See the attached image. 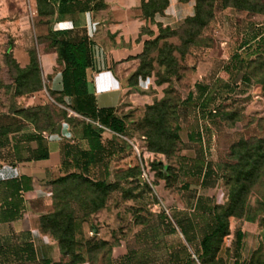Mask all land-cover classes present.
Segmentation results:
<instances>
[{
    "label": "crops",
    "instance_id": "obj_1",
    "mask_svg": "<svg viewBox=\"0 0 264 264\" xmlns=\"http://www.w3.org/2000/svg\"><path fill=\"white\" fill-rule=\"evenodd\" d=\"M94 3V0H53V14L49 17H39L36 2L32 0L31 14L38 18V25L45 26V33L37 37L32 23L34 44L22 47L14 41V45L8 44L0 59V264H64L66 258L62 257L57 241L40 229L39 217L53 210L50 182L59 175L75 171L78 169L77 165L84 166L75 159L79 152L92 154L93 160L87 164V169L89 177L93 180L106 183L133 180V177L122 178L117 175L118 172L134 166L130 147H134L133 141L76 112L74 107H78V103L84 104V99L64 96L63 103L56 100L63 88L62 66L57 63L56 51L49 46L45 35L48 30L59 31L66 32L70 39L86 38L89 41L91 61L86 69L87 93L92 96L97 109L111 108L117 116L122 117L127 108L149 103L147 96L139 94L136 86L129 84L128 78L138 65L139 60L136 57L142 53L144 42L155 36L154 26H165L169 23L170 4H173L174 0H169L163 13H156L152 20L143 16L142 0H103L104 6L97 9L93 8ZM7 10L6 6H2L0 20L9 15ZM25 16L22 13L17 17L9 15L10 18L3 22L8 24L4 26L10 28L9 34L12 37H15L13 30H16L18 23H25ZM40 19H48V23H40ZM263 34L264 31L259 36ZM17 36V40L22 39ZM24 37L26 38L25 35ZM256 37L254 39L258 38ZM263 40L264 37H261V41ZM31 50H35L37 55L41 88L17 94L12 78L13 70L7 66L4 54L9 53L18 67L24 69L29 64ZM203 74L201 66H198L195 80L204 81ZM199 81L195 83L198 84ZM140 85L141 79L138 86ZM203 88L206 89V86ZM50 91L53 94H50ZM202 93L201 90L199 96L203 97ZM202 97L200 101L203 100ZM128 103H131L130 106ZM204 105L205 103H199L202 109ZM39 106L48 107L57 130H38L34 123L23 115L22 111ZM59 109L66 111V117L76 121L69 123L55 116ZM202 115L180 118L179 132L185 145L179 153V163L189 161L194 164L196 149L204 154L201 161H198L202 165L198 175L189 176L188 184H184L186 188H191L192 185L207 186L209 178L215 176L214 172H210V177L205 173L211 164L207 161V152H212V155L216 152V144L212 145L216 133L203 126ZM77 122L94 123L102 128L97 147H94L95 143H92L90 138L81 135V126ZM187 122H190L189 126ZM163 163L166 166V160ZM193 178H198V182H190ZM174 195L166 191L165 202L171 201ZM120 196L123 199L121 194ZM198 196L195 197L196 202L202 200V197ZM128 197H134V193H130ZM108 201L109 198L96 215L100 222L111 215L114 209L110 208ZM215 204L206 205L200 210L202 216L207 218L202 217L195 222L191 218L181 217L176 219L174 225H169L168 233L178 232L183 239L180 244L184 249V264H201L197 258L200 254V240L203 232L209 228L213 215L212 207ZM90 218L80 222L78 226L83 231L92 230L95 235H101L107 227L103 224L97 228L92 227ZM232 219L237 218H229V235L232 234ZM240 219L248 221L246 218ZM163 220L168 223L165 218ZM198 229L199 237L196 233ZM234 237L235 241H232L231 245L224 242L220 250L221 256L223 249L226 253L234 250V255L237 256L243 246L245 231L236 229ZM102 239L109 241L106 236ZM195 240H198L197 253L194 254L195 260H192L187 254L186 245ZM131 244L133 243L124 240L112 243L109 254L106 257L100 255L95 264H141L142 261L136 259L140 255L137 256L138 253ZM84 257V262L79 264H90L87 256ZM248 259L249 257L243 264H247ZM179 261L181 260H178V263ZM233 264H239L236 257Z\"/></svg>",
    "mask_w": 264,
    "mask_h": 264
},
{
    "label": "rangeland",
    "instance_id": "obj_2",
    "mask_svg": "<svg viewBox=\"0 0 264 264\" xmlns=\"http://www.w3.org/2000/svg\"><path fill=\"white\" fill-rule=\"evenodd\" d=\"M31 1L0 0V9L2 6H6L9 15L16 17L20 13L26 15L25 23H18L16 30H13L15 37L9 34L10 28L4 26V24H8L3 23L10 18L9 15L0 20V59L8 44L14 45V41H16L22 47L28 44L33 45V34L35 33L39 37L45 33V26L38 25V18L31 14ZM263 2L264 0H259L258 4L259 9H262L263 12L251 14L229 6L223 8L222 0H213L211 19L199 33L192 36H188V32L185 33L183 29L185 19L194 15L195 0H174V3L170 4L169 23L161 27H168L173 33H167L165 37L156 42L149 54L150 57H153V70L149 75L138 78L136 84V91L147 96L146 99L149 103L140 107L136 106V108L129 107L125 112L130 135L128 139L134 144V147L130 145L131 161L139 167L140 173L137 178L141 181L138 183L134 177L132 181H118L119 187L111 193L108 201L110 208H114L112 214L103 218L101 222L96 217L98 212L92 214L90 218L92 227L97 228L98 225L103 224L107 228L102 231L101 235H95L92 230L89 232L82 230L83 232L76 236L78 241L82 243L90 237L99 239L106 236L110 243L119 240L132 242L131 245L138 253L137 256L140 255L136 259H140L141 264H184L185 254L180 244L183 239L178 232L168 233L169 225H174L176 219L181 217H188L196 222L203 217L200 212L202 207L224 202L228 191L225 176L228 169L219 172V177L214 173L215 176L209 178L207 186L192 185L191 188H186L187 186L185 187L184 184L188 181L189 176L198 175L200 168L189 161L184 164L179 163V153L185 145L179 132L180 140L177 143L176 151L178 157L169 160L173 176L170 177V181L165 182L166 178L158 176V169L153 166V163L155 161L163 163L166 158L163 154L146 150L145 139L140 135L137 124L143 116L144 107L163 98L165 91L170 89L171 95L179 98L177 110L179 128H181V117H196L197 114H203L201 116L204 121L203 126L215 131L216 136L212 145L216 144V152L213 155L212 152H207V161L212 166L217 161L234 162V159L229 156L228 150L232 143L240 138L263 137L264 40L261 41V37L264 36H259L264 31V6L261 8L260 4ZM32 23H34V33ZM24 29H26L25 32ZM154 30V37H156L159 33L157 25L154 26ZM17 35L22 39L17 40ZM185 37H189V39L191 37L193 40L183 44ZM255 37L257 39H254ZM164 43L166 46H170V51L164 47L163 53L170 54L175 61L171 68L160 66L156 60L159 49ZM198 66H201L204 73V81L195 80ZM166 70L171 72L166 74ZM160 76H168L169 80L158 83ZM140 79L141 85L138 86ZM195 81H199V83L197 84ZM205 86L206 89L203 88ZM201 90L202 95L204 94L203 97L199 96ZM201 97L202 101H200ZM200 102L205 103L203 109L199 106ZM130 104L128 103L129 106ZM186 124L189 126L190 122ZM211 139L212 137H210ZM195 152L194 161L196 163L201 161L204 154L199 149H196ZM128 159L130 161V158ZM142 168L146 171L147 178L141 177ZM162 172L167 173L165 168L162 169ZM120 174L122 172L117 173L119 177ZM122 190H129L131 194L134 193V197L122 199L120 196ZM166 191L175 194L169 202H165L164 199ZM263 194L264 179L262 178L248 195V221L244 219L231 220L232 234L227 237L225 244L231 245L232 241H235L234 231L236 229H243L245 237L237 256L234 255L236 254L234 250H231L230 253L222 250L221 254L227 258V264H233L235 257L239 264H243L251 250L257 247L259 241H264V229L259 228L257 224L258 218L264 214L258 204ZM196 195L202 197V200L196 202ZM73 205L75 206V204ZM196 208H199L198 212ZM139 223L143 225L139 226ZM196 233H199V229ZM199 235L197 236L199 237ZM197 246L198 240L186 245L187 254L192 257V260H195L194 254L197 253ZM178 260L181 261L178 263Z\"/></svg>",
    "mask_w": 264,
    "mask_h": 264
},
{
    "label": "trees",
    "instance_id": "obj_3",
    "mask_svg": "<svg viewBox=\"0 0 264 264\" xmlns=\"http://www.w3.org/2000/svg\"><path fill=\"white\" fill-rule=\"evenodd\" d=\"M186 1V0H181ZM36 12L39 17H49L53 14V0H35ZM93 8H102L103 0H94ZM168 0H142L141 10L143 16L152 20L156 13H163L168 6ZM259 0H222V7H232L243 10L251 14L263 12L259 9ZM261 8L264 2L260 3ZM195 12L192 17H187L184 21L183 31L189 35H196L208 23L213 15V0H195ZM40 23H48V19ZM159 33L156 37L146 40L144 48L138 58L136 69L130 74L128 81L131 86H136L138 78L149 75L153 70V57L149 54L156 42L165 37L166 34L173 33L168 27H161L157 24ZM188 26H190L188 28ZM264 36V34L262 35ZM45 38L49 46L53 47L57 54V63L62 66V90L56 96L59 103H63L64 96H73L84 99L83 103H78L74 110L92 122L105 126L115 133L130 138L125 114L122 117L114 113V109H97L92 96L87 93L86 69L90 64L89 41L86 38L70 39L66 32L48 30ZM189 37L183 39V44L191 41ZM170 51V46H163L159 49L157 63L160 66L171 68L175 62L170 54L163 53L165 48ZM183 54V52H182ZM30 61L26 68L20 69L9 53L4 54V60L10 70H13V80L16 85V93L23 94L41 88L39 65L35 50L29 52ZM160 55V59H159ZM171 72V71H170ZM168 70L166 74L170 73ZM249 76V75H248ZM247 80V76L245 77ZM169 77L160 76L158 83L168 81ZM50 94H53L50 91ZM179 98L171 95V90L165 91V95L160 100H155L144 107L143 116L137 124L140 135L144 137L145 148L149 152L163 154L166 158L164 163L155 161L153 166L158 169V176L170 181L173 174L169 160L176 156L177 143L180 140L178 123ZM23 115L30 119L38 130L51 129L55 127L54 117L51 116L47 106H39L22 111ZM65 119L69 123H74V118L66 117V111L59 109L55 115ZM81 126V135L90 138L94 147L98 146L97 140L101 127L94 123L77 122ZM93 145V144H92ZM229 156L234 159L232 163H222L217 161L210 164L208 172L210 177L215 173L219 177V172L227 170L226 184L228 191L226 200L222 204H215L212 207V219L209 228L203 232L200 240V254L197 257L201 264H226V259L220 255V250L225 240L230 234L229 218L237 219L248 217V195L258 182L264 179V136L252 139H239L232 143L228 150ZM84 166H78L75 171L59 175L54 178L51 184V201L53 210L39 217V226L42 232L50 235L57 241L62 257L66 258L64 264H79L84 262L85 257L90 264H95L98 257H106L112 243L102 238L90 237L86 241H78L77 234L83 231L78 226L82 221H87L92 214L99 212L106 204L111 193L119 187L118 181L106 183L101 180H93L89 177L87 164L92 163L93 156L88 152H79L75 158ZM180 159V157H179ZM194 164L197 168L202 165L198 162ZM222 164V165H221ZM212 167V168H211ZM167 173H163L162 169ZM211 172V173H210ZM140 169L137 165L127 168L120 174V177L137 178ZM171 177V178H170ZM190 182H198V178L190 179ZM188 184V181H187ZM131 192L122 190L121 195L127 198ZM75 204V206L73 205ZM264 211V194L258 201ZM258 227L264 229V214L258 218ZM193 262V261H192ZM247 264H264V241H259L257 247L251 252Z\"/></svg>",
    "mask_w": 264,
    "mask_h": 264
},
{
    "label": "built area",
    "instance_id": "obj_4",
    "mask_svg": "<svg viewBox=\"0 0 264 264\" xmlns=\"http://www.w3.org/2000/svg\"><path fill=\"white\" fill-rule=\"evenodd\" d=\"M141 177H143V178H147V173H146L145 170L142 171V175H141Z\"/></svg>",
    "mask_w": 264,
    "mask_h": 264
}]
</instances>
